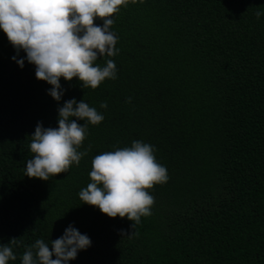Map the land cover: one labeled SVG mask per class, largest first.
<instances>
[{
	"label": "trees",
	"instance_id": "obj_1",
	"mask_svg": "<svg viewBox=\"0 0 264 264\" xmlns=\"http://www.w3.org/2000/svg\"><path fill=\"white\" fill-rule=\"evenodd\" d=\"M257 9L264 0L121 6L111 25L119 52L95 61L113 60L117 78L95 89L61 78L59 102L33 64L10 59L14 49L0 30V244L18 241L9 244L16 259L8 264L70 223L91 245L69 264H264V15L257 19ZM72 97L104 117L87 126L77 149L87 154L49 180L27 177L37 121L56 127L58 105ZM133 140L153 145L168 175L147 189L154 202L139 223L78 197L93 156Z\"/></svg>",
	"mask_w": 264,
	"mask_h": 264
},
{
	"label": "clouds",
	"instance_id": "obj_2",
	"mask_svg": "<svg viewBox=\"0 0 264 264\" xmlns=\"http://www.w3.org/2000/svg\"><path fill=\"white\" fill-rule=\"evenodd\" d=\"M137 2L144 0H0V30L14 49L10 59L21 68L25 61L33 64L35 78L51 85L45 91L59 102L65 91L61 78L70 81L75 77L83 89H95L106 78H117L113 60L107 59L103 66L95 61L118 54V37L111 29L113 14L121 6ZM254 15L259 19L264 11L257 9ZM21 51L23 57L19 56ZM99 107L106 108V102ZM103 118L84 99L63 101L57 107L56 127H43L37 121L28 144L33 155L25 163L24 175L46 181L66 173L70 165H78L87 154L77 150L87 135V126L99 124ZM154 151L153 145L133 140L130 146L93 156L90 182L78 192L81 203L97 207L108 217H126L139 223L141 216L151 214L154 202L147 189L168 180L167 170L156 161ZM9 244L18 241L12 238ZM9 244H0V264L16 259ZM90 245L87 234L70 223L48 243L36 239L23 252L20 264H69L79 250Z\"/></svg>",
	"mask_w": 264,
	"mask_h": 264
}]
</instances>
